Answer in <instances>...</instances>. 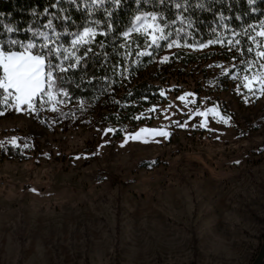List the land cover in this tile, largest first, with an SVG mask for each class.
Instances as JSON below:
<instances>
[{
  "label": "rangeland",
  "instance_id": "rangeland-1",
  "mask_svg": "<svg viewBox=\"0 0 264 264\" xmlns=\"http://www.w3.org/2000/svg\"><path fill=\"white\" fill-rule=\"evenodd\" d=\"M137 29L164 36L151 13ZM254 40L263 63L244 81L228 75L234 57L169 59L209 48L173 42L145 71L164 77L165 101L119 138L96 104L59 99L46 56L31 107L6 88L0 264H251L264 242V21Z\"/></svg>",
  "mask_w": 264,
  "mask_h": 264
},
{
  "label": "trees",
  "instance_id": "trees-1",
  "mask_svg": "<svg viewBox=\"0 0 264 264\" xmlns=\"http://www.w3.org/2000/svg\"><path fill=\"white\" fill-rule=\"evenodd\" d=\"M146 13L163 27L158 43L137 29ZM263 21L264 0H0V42H31L48 61L55 56L53 63L63 70L60 80L52 75L59 99L96 104L99 124L116 126L117 138L143 124L136 119L143 106L165 101L157 82L164 77L145 71L169 44L209 46L202 51L178 48L169 56L184 64L234 57L238 66L228 75L239 67L244 81L263 63L254 40ZM85 28L90 30L88 38ZM2 74L0 68V78ZM9 92L0 89V112L12 103ZM1 150L15 152L11 144Z\"/></svg>",
  "mask_w": 264,
  "mask_h": 264
},
{
  "label": "snow or ice",
  "instance_id": "snow-or-ice-1",
  "mask_svg": "<svg viewBox=\"0 0 264 264\" xmlns=\"http://www.w3.org/2000/svg\"><path fill=\"white\" fill-rule=\"evenodd\" d=\"M102 2L103 0H101V3ZM113 2H118V0H113ZM176 7L180 8L182 6L177 4ZM137 19H139V17H137ZM9 31L13 30L9 29ZM84 32L87 34L90 30L85 28ZM125 35H127V33H125ZM17 45L24 47V44L16 39H13L6 44L0 42V68L3 69V79H0V89H15V91L20 94L17 96V99L22 100L31 107L30 101L33 95L38 91H41V74L43 71L45 54H29L28 48L33 47L31 44L25 48L24 52L12 51V47ZM168 46L171 47L172 45L169 44ZM48 55L52 56L51 49L48 50ZM165 59H167V57H165ZM54 60L55 56H52V59L47 63L48 76L51 77L55 73L56 80H60L62 78L61 72L63 70L53 63ZM49 83L51 84L52 81L50 80ZM109 131H111V129H109ZM159 134L166 135V133L163 132Z\"/></svg>",
  "mask_w": 264,
  "mask_h": 264
},
{
  "label": "water",
  "instance_id": "water-1",
  "mask_svg": "<svg viewBox=\"0 0 264 264\" xmlns=\"http://www.w3.org/2000/svg\"><path fill=\"white\" fill-rule=\"evenodd\" d=\"M263 262H264V242L260 248L258 255L251 264H262Z\"/></svg>",
  "mask_w": 264,
  "mask_h": 264
}]
</instances>
